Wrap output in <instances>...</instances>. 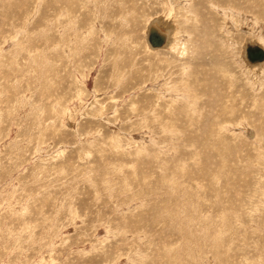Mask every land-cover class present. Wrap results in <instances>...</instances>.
Masks as SVG:
<instances>
[{"label":"rangeland","instance_id":"obj_1","mask_svg":"<svg viewBox=\"0 0 264 264\" xmlns=\"http://www.w3.org/2000/svg\"><path fill=\"white\" fill-rule=\"evenodd\" d=\"M247 36L264 0H0V264H264Z\"/></svg>","mask_w":264,"mask_h":264},{"label":"bare ground","instance_id":"obj_2","mask_svg":"<svg viewBox=\"0 0 264 264\" xmlns=\"http://www.w3.org/2000/svg\"><path fill=\"white\" fill-rule=\"evenodd\" d=\"M167 13V12H165ZM164 13V14H165ZM150 27L154 28L157 32H159L162 35V42L160 45H152L148 42L147 34L150 29ZM177 30V28H176ZM179 30V29H178ZM178 35V31H175V24L173 22L171 13H167L166 15H158L154 18H151L148 20L146 25V32H145V40L147 44L148 50H171L172 48L177 51H183L181 49V43L174 42V45H171L173 43V38ZM247 45H258L262 48L264 53V47L261 43H259L255 37L253 36H247L243 42L242 51H241V57L243 59V62L245 66L251 70H258L264 66V56L261 60L257 61H250L245 56V47Z\"/></svg>","mask_w":264,"mask_h":264},{"label":"water","instance_id":"obj_3","mask_svg":"<svg viewBox=\"0 0 264 264\" xmlns=\"http://www.w3.org/2000/svg\"><path fill=\"white\" fill-rule=\"evenodd\" d=\"M147 39L150 44L158 46L162 42V35L154 28L150 27ZM245 56L250 61H259L263 58L264 53L262 48L258 45H247L245 47Z\"/></svg>","mask_w":264,"mask_h":264}]
</instances>
